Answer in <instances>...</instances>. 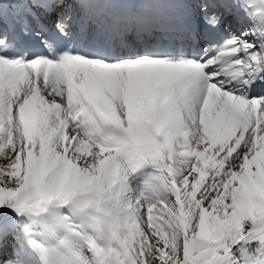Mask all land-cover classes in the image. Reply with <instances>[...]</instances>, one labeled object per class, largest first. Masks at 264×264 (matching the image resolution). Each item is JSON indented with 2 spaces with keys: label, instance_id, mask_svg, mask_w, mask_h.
Wrapping results in <instances>:
<instances>
[{
  "label": "snow or ice",
  "instance_id": "6c2138e0",
  "mask_svg": "<svg viewBox=\"0 0 264 264\" xmlns=\"http://www.w3.org/2000/svg\"><path fill=\"white\" fill-rule=\"evenodd\" d=\"M0 264H264V0H0Z\"/></svg>",
  "mask_w": 264,
  "mask_h": 264
}]
</instances>
